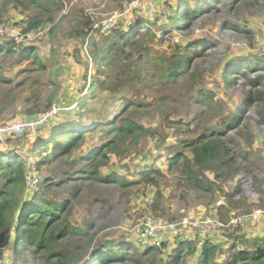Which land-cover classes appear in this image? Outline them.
I'll list each match as a JSON object with an SVG mask.
<instances>
[{
	"label": "trees",
	"instance_id": "trees-1",
	"mask_svg": "<svg viewBox=\"0 0 264 264\" xmlns=\"http://www.w3.org/2000/svg\"><path fill=\"white\" fill-rule=\"evenodd\" d=\"M4 1L27 14L29 20L24 33L47 24L59 7L58 0ZM217 3L218 0H181L167 15L166 21L158 23V29L167 31L176 28L191 32L193 23L213 10ZM4 9L5 7H1L0 11ZM1 17L0 12V23H3ZM156 24L140 18L128 30L109 29L103 35V46L93 54L99 73L93 75L87 84V98H96L98 91L101 94L107 93L110 101L102 103L101 107H117L121 112L119 117L115 113L116 116L110 119L109 106L96 117L97 108L89 105L91 101L81 100L76 110L64 115L67 118L65 125L54 127L57 119H60L55 117L56 121L50 122V131L39 133L34 138L38 141L33 145H22L26 133L8 139L16 138L23 152L45 153L42 159L34 161L36 169L43 165H53V155L54 158L64 155L66 161L85 164V168L74 171V175H68L66 180L88 178L97 182H113L123 188L126 194H130L133 187L141 193L154 191V197L146 205V211L156 219L170 222L175 219V215L169 214L161 205V187L168 182L167 175L176 174L174 185H181L184 181L185 187L191 183L194 189L214 193L216 180L224 179V173L234 165L240 154L235 142L227 139L222 134V129L238 120L240 115L231 111L225 116L223 107L215 100V93L199 88L204 74L198 71L196 60L202 56L207 43L194 35L185 44L182 43L185 39L173 43L168 38L163 46L159 30L157 32L152 29V25ZM143 27L145 29L141 30ZM89 28L76 37L93 36L94 30ZM9 60L25 67L22 69L24 72L48 73L50 79L53 78L52 69H47V57L39 56L37 45L23 43L18 47L14 41L0 43V96L3 88L12 87L14 83L13 77L5 75ZM253 60L235 57L234 61H230L229 67L234 72L224 77L227 86L233 85L231 74L254 68L257 64ZM77 62L81 63L80 60ZM165 85L181 86L189 95L185 118L176 126L180 138L174 143H168L165 136L162 137L159 148L166 153L165 156L160 153L156 160L165 158L162 162L166 160V167L156 163L141 167L143 158L139 157L137 151L139 141L147 136H156L158 130L144 126L135 121V118L147 117L145 105L148 103L156 111L169 112L161 97L154 100L144 97L145 93H156V89ZM140 91H144L143 95ZM244 99L240 112L249 104L256 103L261 119L264 120V91H248ZM39 100L40 95L37 94L35 102ZM191 100L192 107L189 109ZM259 102L262 103L261 107ZM51 104V99H45L42 107L27 109L25 114L28 115L27 118H34L48 111ZM4 110L5 105L0 103V113ZM88 113L93 116L90 115L85 123L84 116ZM206 118L213 121L220 119L224 123L221 126L202 125L207 121ZM93 132L100 133L97 141L90 147L83 148L87 134ZM76 153L79 154L76 156ZM132 155L137 178H128L115 171L103 173V168L111 158L122 159ZM252 156L250 152L244 154L245 158L250 159ZM28 157L29 155L25 156L12 145L0 148V248L9 246L12 259H23L24 264H28L32 258H40L43 264H264V235L249 237L225 232V244L214 236L203 237L200 243L195 239L183 240L169 254L164 251V242L161 246L149 245L140 252L133 243H122L118 237L98 235L92 230V223L86 221L81 225L73 219L79 193L77 182L72 185L66 198L51 199L41 191L39 194L27 192ZM77 172H81L78 177ZM210 172L214 173L215 180L208 177ZM217 223L216 227L219 228L220 223Z\"/></svg>",
	"mask_w": 264,
	"mask_h": 264
},
{
	"label": "rangeland",
	"instance_id": "rangeland-1",
	"mask_svg": "<svg viewBox=\"0 0 264 264\" xmlns=\"http://www.w3.org/2000/svg\"><path fill=\"white\" fill-rule=\"evenodd\" d=\"M58 1L59 7L53 12L51 21L24 33L29 20L27 14L14 8L10 2L0 0V8L5 7L0 11L3 20V23H0V43L14 41L18 47L23 43L37 45L39 56L47 57V69L53 71V78L50 79L48 73L24 72L22 69L25 67L13 64L12 60H9L5 67V75L13 77L14 83L12 87L2 89L0 103L5 105V110L0 113V123L27 118L28 115L25 114L27 109L42 107L45 99H51V108L55 107L56 112L46 125L33 131H25L22 145H33L38 141L34 138L39 133L49 132L50 122L56 121L55 117L60 119H57L54 127L65 125L67 118L64 115L76 110L81 100L89 99L87 84L90 83L93 75L99 73L94 64L93 54L103 46V35H106L109 29L128 30L142 18L157 23L152 25V29L157 32L159 30L163 46L168 38H171L173 43L185 39L182 42L185 44L186 40L196 35L195 38L207 43L202 56L196 60L198 71L204 74L199 88L209 89L215 93V100L223 107L225 116L231 111L240 115L238 120L222 129V134L235 142L240 154L234 165L224 173V179L216 180L214 193L194 189L191 183L185 187L184 181L181 185H174L176 174L167 175L168 182L161 187L163 194L161 205L169 214L175 215V219L169 223H177V231L173 237L164 241L166 244L164 251L166 254L171 253L183 240L195 239L200 243L203 237L214 236L220 243H224L225 232L245 234L249 237L264 235V120L261 119L256 103L249 104L242 113L240 112L246 99L244 95L248 91L254 92L257 89L264 91V54L261 53L264 52L261 47L264 32V0H218L213 10L193 23L192 34L190 31L176 28L167 31L158 29V23L166 21L167 15L181 0ZM226 23L231 25L227 26ZM89 27L94 30L93 36L76 37L85 29H90ZM144 29L145 27L141 28ZM235 57H246L251 61L254 59L253 62L257 65L252 69L244 70L243 73L237 71L236 74H231L234 79L233 85L227 86L224 77L234 72L229 65ZM77 60L81 63L79 64ZM156 90V93H145L144 97L148 100L161 97L169 112L156 111V108H151V103H148L145 105L147 117L135 118V121L141 122L144 126L158 130L156 136H147L139 141L137 151L139 157L143 158L141 167L153 163L166 167L164 166L166 160L162 162L165 158L156 160L160 153L163 156L166 153L159 148L162 137L165 136V141L168 143H174L180 138L176 126L184 120L187 110L186 102L189 95L183 87L165 85ZM143 93L144 91H140L141 95ZM37 94L40 95L41 100L35 102ZM89 100L91 101L89 105L97 108L95 110L97 117L98 113H102L109 106L103 108L101 104L110 101V98L107 93L101 94L98 91L97 97ZM261 105L262 103L259 102L260 107ZM190 107L192 100L189 102V109ZM110 108L111 106H109L110 119L116 115L119 117L121 112L117 107ZM90 115L91 113L85 114V123L93 116ZM206 119L207 121L202 125L221 126L224 123L220 119L214 121ZM192 126L193 122L191 129ZM99 136V132L87 134L83 148L90 147ZM6 138L7 140L0 144V148L12 145L25 156L29 155L26 161L27 192L41 191L51 199L66 198L72 185L77 182L79 193L73 210V219L77 223L82 225L88 221L92 223V230L98 235L118 237L122 243H133L140 252L149 245H156L154 239L140 238L133 228L140 226L146 218L166 222L165 219H156L146 211V205L152 201L154 191L141 193L133 187L131 193L126 194L123 188L113 182H97L88 178L66 180L68 175H74V171L85 168V164L66 161L64 155L57 156L58 158H54L53 155L51 157L53 165H43L36 169L34 161L42 159L45 153L23 152L16 140L17 137ZM247 152L253 154L250 159L244 157ZM78 154L76 153V156ZM133 158V155L122 159L113 157L103 168V173L115 171L128 178H137L138 173H135ZM80 175L81 172H77L76 177ZM207 175L215 180L213 172ZM237 216L240 220L233 222V217ZM183 217H187L193 224L183 225L181 223ZM208 221L212 224L210 227H207V224L201 226L202 222ZM215 221L220 224L219 228L215 227L214 230ZM11 254L9 246L0 248V264H24L23 259L18 257L13 258V261ZM28 264L43 263L40 258H32Z\"/></svg>",
	"mask_w": 264,
	"mask_h": 264
},
{
	"label": "built area",
	"instance_id": "built-area-1",
	"mask_svg": "<svg viewBox=\"0 0 264 264\" xmlns=\"http://www.w3.org/2000/svg\"><path fill=\"white\" fill-rule=\"evenodd\" d=\"M261 47L264 51V32L263 37L261 39ZM264 54V52H261ZM56 112V108L52 107L46 112L41 113L40 115L34 118H25L20 120H13L6 123H0V142L4 143V139L7 136L18 137L25 133L27 130H34L36 128H40L45 125L49 118L53 116ZM240 220V217H233V222H237ZM212 222V221H211ZM183 225L193 224L187 217H183L181 220ZM207 224V227L212 225L208 222H202L201 226ZM217 221H215L214 230L217 225ZM177 223H169L161 220H155L152 218H146L140 226H134V230L138 234V236L142 239H154V243L156 245H161L162 242L168 240L169 237H173L175 235Z\"/></svg>",
	"mask_w": 264,
	"mask_h": 264
},
{
	"label": "clouds",
	"instance_id": "clouds-1",
	"mask_svg": "<svg viewBox=\"0 0 264 264\" xmlns=\"http://www.w3.org/2000/svg\"><path fill=\"white\" fill-rule=\"evenodd\" d=\"M25 119V118H24ZM7 137H12V136H7ZM7 138L5 137V139H4V142H5V140H6ZM0 144H2V143H0ZM163 243V242H162ZM161 243V244H162ZM157 246H160V245H157Z\"/></svg>",
	"mask_w": 264,
	"mask_h": 264
}]
</instances>
